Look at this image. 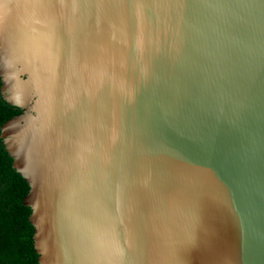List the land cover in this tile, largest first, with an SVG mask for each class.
Here are the masks:
<instances>
[{
	"label": "water",
	"instance_id": "1",
	"mask_svg": "<svg viewBox=\"0 0 264 264\" xmlns=\"http://www.w3.org/2000/svg\"><path fill=\"white\" fill-rule=\"evenodd\" d=\"M0 44L39 264H264V0H0Z\"/></svg>",
	"mask_w": 264,
	"mask_h": 264
},
{
	"label": "trees",
	"instance_id": "2",
	"mask_svg": "<svg viewBox=\"0 0 264 264\" xmlns=\"http://www.w3.org/2000/svg\"><path fill=\"white\" fill-rule=\"evenodd\" d=\"M22 113L23 109L6 99L0 77V264H39L35 228L30 221L32 209L24 204L30 186L13 166L14 160L1 136L3 125Z\"/></svg>",
	"mask_w": 264,
	"mask_h": 264
},
{
	"label": "bare ground",
	"instance_id": "3",
	"mask_svg": "<svg viewBox=\"0 0 264 264\" xmlns=\"http://www.w3.org/2000/svg\"><path fill=\"white\" fill-rule=\"evenodd\" d=\"M1 45V44H0ZM1 57L3 58V54L1 52ZM9 69H12V65H10ZM8 77L9 79L11 80L12 84L10 85L11 87V90H14V89H17L18 88V82H17V79L11 77L9 74H8ZM21 102H26V101H21Z\"/></svg>",
	"mask_w": 264,
	"mask_h": 264
}]
</instances>
